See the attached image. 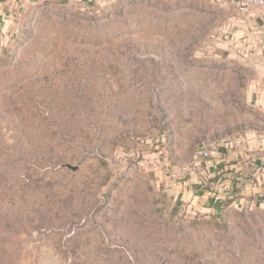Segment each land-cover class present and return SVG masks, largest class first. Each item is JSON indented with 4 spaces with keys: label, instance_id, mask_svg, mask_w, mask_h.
<instances>
[{
    "label": "rangeland",
    "instance_id": "374dc122",
    "mask_svg": "<svg viewBox=\"0 0 264 264\" xmlns=\"http://www.w3.org/2000/svg\"><path fill=\"white\" fill-rule=\"evenodd\" d=\"M220 3L23 19L0 55V264H264L263 207L179 192L209 185L181 174L199 145L264 132V54Z\"/></svg>",
    "mask_w": 264,
    "mask_h": 264
},
{
    "label": "crops",
    "instance_id": "0c3cea01",
    "mask_svg": "<svg viewBox=\"0 0 264 264\" xmlns=\"http://www.w3.org/2000/svg\"><path fill=\"white\" fill-rule=\"evenodd\" d=\"M111 1L104 0L106 4ZM218 1L223 5H232L234 0H230V3H227L226 0ZM51 2L62 6H79L80 8H93L95 6L94 3H78L76 0H0V55L8 44L17 42L16 33L19 31L23 19L28 18L36 10L37 6L42 4L49 5ZM238 25L242 28L245 35L257 38L260 43V52L264 54V6H256L248 14H240ZM26 31L27 29H21L17 38L25 35ZM260 100L264 102L262 96ZM220 150L223 156L221 165L227 170V179L221 177L223 175L217 174L216 164H209V167L206 165L207 171H209V185H207L208 180L203 181L204 176L201 179L202 183L205 184L198 185L195 180V182L190 183L191 188L186 185L187 181H183L185 184L179 185V192L183 195L182 200H185L190 204V207L199 211L223 206L224 204L215 203L212 198L216 182L222 180L226 185V189H228V198L230 200H235L246 207L256 206L264 208L263 143L257 138L251 137L234 145L231 144L229 147L222 146ZM236 186L238 190L235 189ZM229 188L232 190L231 192Z\"/></svg>",
    "mask_w": 264,
    "mask_h": 264
},
{
    "label": "built area",
    "instance_id": "2783aa9c",
    "mask_svg": "<svg viewBox=\"0 0 264 264\" xmlns=\"http://www.w3.org/2000/svg\"><path fill=\"white\" fill-rule=\"evenodd\" d=\"M76 2L94 3L97 7H100L105 3L104 0H76ZM233 5L241 15H245L248 14L253 7L264 6V0H234ZM251 137L257 138L264 145V133L254 129L243 130L241 133H238L235 136H226L217 142L199 145L192 153L189 163L182 167L181 174L184 175L186 173L188 174L191 172L193 173L194 171L196 172L197 170L201 169L202 164H216L217 174H221L223 175L221 177H225V179H227V170L223 165H221L223 156L220 147H229L231 144L234 145L236 143H239L240 141L250 139ZM215 185V191L212 193L213 201L215 203L224 204L229 195L227 191L228 189H226V185L222 180L217 181ZM258 195H260V193H258ZM226 207H229V205H226Z\"/></svg>",
    "mask_w": 264,
    "mask_h": 264
}]
</instances>
